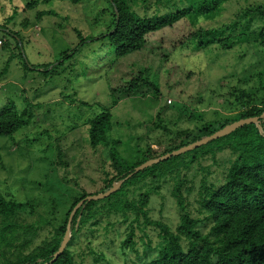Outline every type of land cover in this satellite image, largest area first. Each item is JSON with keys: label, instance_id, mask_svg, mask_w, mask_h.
I'll use <instances>...</instances> for the list:
<instances>
[{"label": "rangeland", "instance_id": "374dc122", "mask_svg": "<svg viewBox=\"0 0 264 264\" xmlns=\"http://www.w3.org/2000/svg\"><path fill=\"white\" fill-rule=\"evenodd\" d=\"M33 1L36 0H0V26L18 33L21 41L19 50L15 35L0 31V108L12 102L17 111L27 110L34 115L32 124L13 138L0 137V191L19 202L34 203V214L23 215L28 223L43 218L58 226L64 222L76 197L104 187L106 173L112 172V167L103 159L101 149L88 143L90 115L110 107L115 123L112 135L124 143L121 147L124 157L136 154V145L142 150L151 145L161 153L163 147L158 148L157 143L166 140L162 127L167 125L178 131L200 124L197 119L190 120L196 106V114L203 115L205 121L218 118L216 112L227 113L218 103L228 98L229 89L238 84L243 73L254 76L259 67L264 71V59L255 55L257 50L252 45L241 59L244 46L228 52L173 50V45L189 32L185 21L150 35L142 51L119 58L114 65H110L107 56L98 60L99 44H86L67 68V58L62 59V53L79 43L78 31L86 37L106 30L105 25H96L97 16L104 9L103 1L83 0L74 5L53 0L28 7ZM258 4H264V0L226 3L219 15L201 20L200 26L229 23L247 6ZM157 9L152 6L148 14ZM163 9L161 13H166ZM40 12L55 15L38 20ZM10 17L14 19L7 23ZM24 61L35 70L27 69ZM60 61L63 65L58 66ZM46 66H50L48 71L56 66L55 73L49 75ZM139 74L156 84L158 93L152 88H147L145 94L131 96L110 92V88L117 90ZM228 82L230 87L223 86ZM256 86L254 76L248 88ZM198 96L203 97L200 104L196 103ZM155 97H159L158 102L152 101ZM263 97L264 92H260L259 98ZM233 159L231 151L225 149L217 152L214 159L208 155L189 170H183L186 188L192 189L191 195L185 196L194 217H200L198 191L203 181L220 184ZM146 185L144 191L151 190L147 208L150 217L175 230L180 215L172 194L175 181L167 178L153 183L147 179ZM114 220L103 216L97 225L84 231L72 249L76 264H126L127 260L131 264L135 255L121 247L128 225ZM48 236L47 231L42 232L37 242ZM134 238L140 252L149 241L152 247L160 243L158 231L144 225L135 227Z\"/></svg>", "mask_w": 264, "mask_h": 264}, {"label": "trees", "instance_id": "16d2710c", "mask_svg": "<svg viewBox=\"0 0 264 264\" xmlns=\"http://www.w3.org/2000/svg\"><path fill=\"white\" fill-rule=\"evenodd\" d=\"M50 1L53 0H36L28 4V7ZM60 1L77 5L83 0ZM102 1L104 9L97 16L96 25H105L106 30L97 36L91 34L86 37L78 31L79 43L62 53V59L67 58V68L71 66L69 61L79 56L85 45L91 43L99 44V61L107 56L110 57V65L118 64L119 58L142 51L150 35L172 28L181 21L188 22L190 28L188 34L173 45L175 51L201 53L216 49L228 52L244 46L241 59L252 45L257 50L255 55L264 59V4L249 5L238 12L231 22L205 28L200 26L201 20L213 19L225 9L226 3L235 0ZM140 5L143 14L139 10ZM152 6L158 9L149 15L148 11ZM161 8L167 12L161 13ZM48 15L55 14L40 12L37 19L41 20ZM13 19L10 17L7 23ZM0 31L15 35L16 46L20 50L18 33L7 30L4 25L0 26ZM0 42L2 44L1 36ZM62 62L57 65H63ZM24 65L27 69L35 70L25 61ZM46 67L49 75L55 73L56 66L49 71L50 66ZM7 70L8 64L4 73ZM247 73L244 72L238 84L229 89L228 98H223L224 101L218 103L227 113L216 112L218 118L205 121L203 115L196 114V106L190 120L197 119L200 124L178 131H172L167 125L162 127L166 140L157 143L158 148L163 147L161 153L151 145H147L145 150L136 145L138 152L124 157L121 153L124 143L112 135L115 123L110 107L90 115L87 119L88 143L94 149H101L103 159L112 167V172L106 173L104 187L96 193L83 192L76 197L64 222L58 226L43 218L38 222H26L23 215L34 214V203L19 202L0 191V264H76L73 247L84 231L89 226L97 225L99 218L103 216L128 225L121 247L135 255L131 264H264V116L261 117L264 114V97L259 98V93L264 92V71L260 67L254 71L257 86L250 88L248 85L254 76ZM245 85L247 88L243 87ZM223 86L230 87V82ZM147 88H152L157 93L159 91L156 84H151L139 74L117 90L110 88V92L113 95L131 96L140 92L145 94ZM202 98L198 96L196 103L203 102ZM158 99L159 97H155L152 101L158 102ZM256 117L259 118L258 125H245L207 145L135 173L137 167L149 160L201 141L237 121ZM33 119L32 112H19L12 102H8L0 108V137L13 138L20 130L31 125ZM225 149L231 151L234 159L230 161L220 184L203 181L198 191L200 217H194L189 211L185 196H190L192 189L186 188L187 180L182 172L208 155L214 159L217 152ZM167 178L175 181L172 194L180 212L179 224L175 230L167 223L150 217L147 208L151 203V190L144 191L147 179L160 183ZM120 182L121 185L109 197L85 201L78 208L64 252L50 263L62 245L73 209L86 197L103 194ZM141 225L158 231L160 243L157 247H152V242L149 241L143 251H139L134 236L135 227ZM45 231L49 236L38 243L41 233Z\"/></svg>", "mask_w": 264, "mask_h": 264}, {"label": "water", "instance_id": "95a60500", "mask_svg": "<svg viewBox=\"0 0 264 264\" xmlns=\"http://www.w3.org/2000/svg\"><path fill=\"white\" fill-rule=\"evenodd\" d=\"M264 114L261 116L263 117ZM258 120L259 118H249V119H243V120H240V121H237L231 125H228L226 126L225 128L217 131L216 133H214L213 135L201 140V141H198V142H195L193 144H190L186 147H183L179 150H176V151H173L169 154H166L164 156H161L157 159H153V160H149L147 162H145L144 164H142L141 166L137 167L135 169V173H138L140 171H143L144 169H147L148 167L154 165V164H157V163H160L162 161H166L172 157H175V156H179L181 154H184V153H187V152H190V151H193L201 146H204V145H207L208 143L212 142V141H215L221 137H224V136H227L229 134H231L232 132H234L236 129L240 128V127H243L245 125H249V124H255V125H258ZM121 185V182L120 183H116L113 185V187L103 193V194H98V195H94V196H88L85 198V200L81 201L72 211V213L70 214V217H69V220H68V224H67V230H66V234H65V237H64V240L62 242V245L59 249V251L55 254L53 260L50 262V263H53L54 261L57 260V258L64 252L68 242H69V239H70V229H71V224H72V220H73V217L76 213V211L78 210V208H80V206L83 205V203L85 201H98V200H102V199H105L107 197H109L112 193H114L118 187Z\"/></svg>", "mask_w": 264, "mask_h": 264}, {"label": "built area", "instance_id": "2783aa9c", "mask_svg": "<svg viewBox=\"0 0 264 264\" xmlns=\"http://www.w3.org/2000/svg\"><path fill=\"white\" fill-rule=\"evenodd\" d=\"M0 45H1V42H0Z\"/></svg>", "mask_w": 264, "mask_h": 264}]
</instances>
